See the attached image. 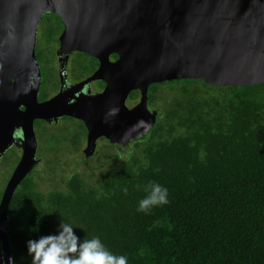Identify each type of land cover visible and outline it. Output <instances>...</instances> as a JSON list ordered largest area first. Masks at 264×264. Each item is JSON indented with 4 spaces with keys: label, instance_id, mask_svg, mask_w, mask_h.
I'll list each match as a JSON object with an SVG mask.
<instances>
[{
    "label": "trees",
    "instance_id": "16d2710c",
    "mask_svg": "<svg viewBox=\"0 0 264 264\" xmlns=\"http://www.w3.org/2000/svg\"><path fill=\"white\" fill-rule=\"evenodd\" d=\"M41 22L43 39L56 43L63 31L59 18L45 14ZM43 52L37 49L38 61ZM43 85L39 102L49 96ZM138 98L133 91L127 102ZM148 107L157 112L155 124L128 146L102 140L120 149V161L95 185L74 172L62 180L61 190L39 191L36 153L39 162L8 209L15 264H31L27 242L55 233L61 219L81 239L98 237L128 264H264V84L212 87L173 80L149 86ZM65 120L71 125L34 121L37 145L39 138L54 158L67 151L78 155L86 139L81 121ZM10 149L15 153L1 158L0 177L11 168L3 184L20 159ZM96 151L97 144L82 159L88 162ZM150 183L167 189L168 203L138 212Z\"/></svg>",
    "mask_w": 264,
    "mask_h": 264
},
{
    "label": "water",
    "instance_id": "95a60500",
    "mask_svg": "<svg viewBox=\"0 0 264 264\" xmlns=\"http://www.w3.org/2000/svg\"><path fill=\"white\" fill-rule=\"evenodd\" d=\"M45 14L63 24L59 63L79 52L99 67L39 102L35 46ZM182 79L212 87L264 84V0H0V160L10 148L21 151L0 198V264L12 258V196L39 162L34 121H81L88 158L100 138L126 147L152 128L157 112L148 107L149 86ZM95 81L104 83L101 93L74 96ZM133 91L138 102L128 107Z\"/></svg>",
    "mask_w": 264,
    "mask_h": 264
},
{
    "label": "rangeland",
    "instance_id": "374dc122",
    "mask_svg": "<svg viewBox=\"0 0 264 264\" xmlns=\"http://www.w3.org/2000/svg\"><path fill=\"white\" fill-rule=\"evenodd\" d=\"M46 32V28L43 29L42 22L40 23V26L38 27L37 31V43H36V50L38 48H41L44 50V54L42 60H41V69L40 73L43 81L44 78L51 74L52 69V54L55 50V43L53 42H47L45 39H43L42 34ZM80 55L77 53H74L70 57V61H74L75 65L77 67L88 65L87 61L82 60L80 61ZM45 89V83L43 85V90ZM50 90V88H49ZM162 95H166V90H162ZM127 105L132 107L133 105H130V102H127ZM38 134V133H37ZM39 135V134H38ZM98 141V140H97ZM98 147L96 151V155L94 158H91L88 162H85V158L82 159L83 151L86 148L87 141L82 143L80 152L78 155H70V153L67 151L64 155H56V158H54V155L52 153H49L48 150H46V146H43L44 144L40 145V140L38 138V145H37V157L41 160L39 162L38 167L35 169L34 174L38 176V178L35 179L37 188L41 192H47V191H53L62 189V180L66 179L70 174L74 172H78L81 174V176L84 178V181L88 183L89 185H95L102 176H104L107 173L112 172L113 168L117 165L118 160L116 157L118 154L121 153L119 148L114 149L113 147L109 148L106 145V141H98L97 142ZM17 150V149H16ZM10 152V153H9ZM15 153V149H10L6 153V157L10 158L11 155ZM72 154V153H71ZM17 156L20 158L21 151L17 150ZM75 161V163H73ZM77 161V163H76ZM2 163V159L0 161ZM11 169V168H10ZM10 169L7 170L6 174H4L5 178L7 177V173L10 172ZM4 172V169H1V173ZM4 176L0 177V191L2 188H4L6 182H4ZM4 178V179H3ZM3 186V187H2Z\"/></svg>",
    "mask_w": 264,
    "mask_h": 264
},
{
    "label": "clouds",
    "instance_id": "9594fccd",
    "mask_svg": "<svg viewBox=\"0 0 264 264\" xmlns=\"http://www.w3.org/2000/svg\"><path fill=\"white\" fill-rule=\"evenodd\" d=\"M117 112L118 109L113 108L109 115L114 116ZM144 190L148 194L140 200L138 212H149L153 207L168 203L165 187L150 183ZM74 229L61 219L55 233L29 240L27 251L31 264H128L126 256L109 251L98 237L81 239ZM8 264H15L14 259L9 257Z\"/></svg>",
    "mask_w": 264,
    "mask_h": 264
},
{
    "label": "flooded vegetation",
    "instance_id": "af4514ba",
    "mask_svg": "<svg viewBox=\"0 0 264 264\" xmlns=\"http://www.w3.org/2000/svg\"><path fill=\"white\" fill-rule=\"evenodd\" d=\"M63 32V31H62ZM61 32V33H62ZM61 33L59 34V36L57 37V42L55 43V50L54 53L52 54V69H51V74H49L48 76H46L44 79H47V82L45 83V90L48 93V99L52 98L53 96H55L61 89L62 90H66L74 85L80 84L81 82H84L86 79H89L93 73L98 69L99 67V62L96 59H93L89 56H86L85 54L79 53V52H74L77 53L78 55H80V61L85 60L87 61L88 65H83V66H78L75 65L74 61H70V57L71 55H69L66 59H64V61H62L61 63H59V59L56 56V52L57 49L59 47V37L61 35ZM37 43V40H36ZM36 46H35V56H36ZM85 57H84V56ZM113 56V55H112ZM112 56H110L109 60L111 62L116 61V58H113ZM87 57V58H86ZM42 58L43 55H42ZM39 68L41 69V61L37 60ZM43 79L41 77V85L40 87L43 85L42 84ZM45 82V80H44ZM100 81H95L92 82L90 84H88L87 86H79L80 90H78L74 96H79V95H85V94H95V93H101L105 87V85L102 84V86L99 85ZM50 88V90H49ZM40 90V88H39ZM39 94V92H38ZM129 97V96H128ZM128 100V99H127ZM127 105V102H126ZM128 107H130L129 105H127ZM65 118L70 119V117H62L60 118L56 123H51V124H47L48 126H57L59 124H63L64 122L67 123V125H71V122L65 120ZM73 119V118H71ZM73 124V123H72ZM100 140H105L104 138H100L98 139V141ZM87 141V134H86V139L85 142ZM97 141V142H98ZM97 144V143H96ZM98 147V144H97Z\"/></svg>",
    "mask_w": 264,
    "mask_h": 264
}]
</instances>
